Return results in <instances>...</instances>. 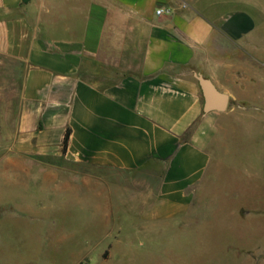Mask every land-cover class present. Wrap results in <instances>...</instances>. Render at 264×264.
I'll use <instances>...</instances> for the list:
<instances>
[{
    "label": "crops",
    "instance_id": "0c3cea01",
    "mask_svg": "<svg viewBox=\"0 0 264 264\" xmlns=\"http://www.w3.org/2000/svg\"><path fill=\"white\" fill-rule=\"evenodd\" d=\"M201 80L227 95L225 111L206 112ZM256 112L264 0H0V159L11 169L105 189L117 174L133 211L173 217L203 196L230 119L249 127Z\"/></svg>",
    "mask_w": 264,
    "mask_h": 264
},
{
    "label": "rangeland",
    "instance_id": "374dc122",
    "mask_svg": "<svg viewBox=\"0 0 264 264\" xmlns=\"http://www.w3.org/2000/svg\"><path fill=\"white\" fill-rule=\"evenodd\" d=\"M262 116L249 127L230 119L203 196L173 217L133 211L117 174L90 188L0 159V264H264Z\"/></svg>",
    "mask_w": 264,
    "mask_h": 264
},
{
    "label": "water",
    "instance_id": "95a60500",
    "mask_svg": "<svg viewBox=\"0 0 264 264\" xmlns=\"http://www.w3.org/2000/svg\"><path fill=\"white\" fill-rule=\"evenodd\" d=\"M204 90H205V99H206V112L211 111H225L227 104V95L221 94L210 82L201 80ZM219 101L220 104L216 105V102Z\"/></svg>",
    "mask_w": 264,
    "mask_h": 264
},
{
    "label": "built area",
    "instance_id": "2783aa9c",
    "mask_svg": "<svg viewBox=\"0 0 264 264\" xmlns=\"http://www.w3.org/2000/svg\"><path fill=\"white\" fill-rule=\"evenodd\" d=\"M166 13H167V10L164 9V8H160V9L157 10V15L158 16L164 15Z\"/></svg>",
    "mask_w": 264,
    "mask_h": 264
},
{
    "label": "trees",
    "instance_id": "16d2710c",
    "mask_svg": "<svg viewBox=\"0 0 264 264\" xmlns=\"http://www.w3.org/2000/svg\"><path fill=\"white\" fill-rule=\"evenodd\" d=\"M69 142V132L66 134V137L64 139V150H66Z\"/></svg>",
    "mask_w": 264,
    "mask_h": 264
}]
</instances>
